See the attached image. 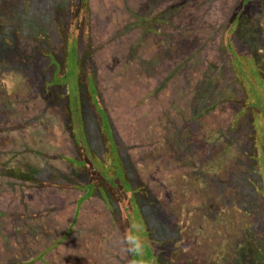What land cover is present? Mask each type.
I'll return each mask as SVG.
<instances>
[{"label": "rangeland", "instance_id": "rangeland-1", "mask_svg": "<svg viewBox=\"0 0 264 264\" xmlns=\"http://www.w3.org/2000/svg\"><path fill=\"white\" fill-rule=\"evenodd\" d=\"M147 1L159 4L153 10L158 13L180 0ZM188 1L167 14L161 35L148 30L145 42L134 46V20L128 17L137 0H123V10L121 0H0V264H133L130 208L116 191L107 198L96 185L86 186V173L70 160L78 151L66 131L63 89L48 84L47 60L30 56L37 47L26 43L46 35L58 57L63 30H83L84 12L95 48L89 46V59L126 170V201L147 222L149 240L163 235L164 263L264 264V217L255 218L260 213L252 195L258 175L252 173V154L240 149L247 125L233 120L238 107L225 94L216 99L217 90L234 79L228 64L221 75L217 67L224 64L223 35L237 0ZM137 11L145 15L143 7ZM243 12L238 24L255 22L264 36V5ZM127 51L129 58L123 56ZM88 56L82 54L79 63ZM73 124L83 144L80 122ZM185 124L193 132L175 150V129L184 132ZM165 126L172 130L167 137ZM235 130L234 144L221 135L209 149L217 135ZM91 137L96 151L99 139ZM79 151L89 174L92 168L101 174L88 152ZM191 243L197 252L179 254Z\"/></svg>", "mask_w": 264, "mask_h": 264}, {"label": "trees", "instance_id": "trees-1", "mask_svg": "<svg viewBox=\"0 0 264 264\" xmlns=\"http://www.w3.org/2000/svg\"><path fill=\"white\" fill-rule=\"evenodd\" d=\"M154 1L158 2L159 0ZM188 2V0H180L163 9L161 8L160 12L158 13H153L156 9L160 8L159 4L158 7L156 6L154 8L153 5L150 3L148 4L147 0H137L135 4L137 10L138 7H143V10H145V15H141L137 10H132L129 12L130 15L128 18H132L134 20V23L130 26L133 30H135L133 45L137 46L138 44L145 42L143 39L147 35L146 33L148 30L161 35L162 32H160V29H162L164 24L167 25V22H165L167 14L170 15L181 10L182 6L186 5ZM122 3L123 0H121V7L123 10ZM261 5H264V0L236 1L230 21L226 25L225 33L223 35V45L224 51L226 53L225 59L223 60L224 64L217 67L221 75V71L223 69H227L225 65L228 64L230 70L233 73L234 79L233 82H229V86L227 84L226 86L221 87V90L218 89L220 92L218 90L216 92L217 100L222 101L221 99H218V96H221L220 93L222 92L225 94L226 100L228 102L238 107L236 111L233 112V120H235V122L241 120L247 125L246 129L248 132L246 133L244 140L247 143L245 147H241L240 149L242 150L241 154L244 156H249L252 154V167L254 168L252 173L258 175L257 185L255 184L254 186L256 189H254V193H252V195L257 198H255L256 203L254 206L259 210L260 213V215L258 214L257 217L255 215V218L257 219L258 217L259 219L264 217V150L261 151L259 149L260 144L258 143H261L262 138H264V36L257 23L247 21V19H245L242 24H238L237 21L243 11V13H245L249 10L256 9ZM82 16V19L84 18V20L81 21V23H83V30L78 29L79 32L76 30V33L74 32V34L71 33L70 29L68 31L66 28L63 30L65 36L63 39V54L61 53V49L58 52V57L57 54H52V50L49 49V47L53 44V40L49 39L46 35H43L39 38L37 37L35 39L33 38L26 41V43L37 47L34 48L36 50L34 53H30V56H41L42 59L45 57L47 60L45 68L50 70L48 84L55 85L56 87L63 89L60 99L66 107H63V109H65V113L67 114L66 131L70 135L74 146L78 151L77 156L70 160L73 164L82 168L86 173L89 181L87 182L86 186L93 187L96 185L98 190L101 191L104 196L111 195V190H114L118 194L117 197L121 199L125 209L129 211L130 208L128 217L131 218L130 221L131 224H133L132 227L134 233L133 243H131L132 263L149 264L147 261L151 257L152 262L156 261V264H165V257L163 255L167 256V253L162 252V250L166 249L163 241L161 240V236L163 237V235L158 233L157 238H155L154 241L149 240L147 236V232L149 231L145 227L147 222H143L142 215L140 211H138L139 209H136L137 213L135 210H133L134 208L132 201H126V196H128L130 193L129 184L123 177V174L126 170L123 167L120 156H118V151L115 144V132L112 130L113 126L107 115V110L101 99L100 92L97 87L98 85L95 80L96 77L94 75V69L96 70L97 67L92 63L93 58L89 59V57L91 58L92 55L88 53V49L89 46L93 47L92 42H90L91 28L89 29L88 24L89 14L88 12H84ZM21 20L24 22L23 24L29 23L28 19L24 21L23 15H21ZM145 21H147V27L151 25L150 27H152V29H148L147 27L145 28ZM149 21L150 23H153L150 24ZM158 23L160 24L157 25ZM234 33H239L240 35L235 37L233 35ZM163 37L164 41L165 39L167 40L169 38L168 34H165ZM190 45H195V43L191 42ZM1 52L5 51L1 50ZM82 54H87V56L89 54L86 64L79 63V59ZM123 56H128L129 58L130 51H127L126 55L124 54ZM111 61L115 62V57H112ZM67 63H70L71 68L68 67ZM47 70H44V72H47ZM219 73L216 71L215 77L219 76ZM36 77H39V75ZM215 77H212V81L216 80ZM71 81H74L75 85L71 84ZM243 81H245L246 86H244L242 83ZM46 84L47 82L45 85ZM234 86H237L240 89H230L235 88ZM250 87L255 89H250ZM224 91H226V93H224ZM210 92L214 93L213 89H206L207 94ZM75 119L76 121H74ZM74 122L77 125L80 122L79 130H81V134H83V144L77 142L79 140L76 139V126L73 124ZM172 126L175 129V126ZM165 127L167 129V133H165L164 136L167 137V135L171 133L172 130H169V127L167 126ZM184 130V132L181 131V134L180 130L175 129V139H177V142L179 143L178 148L175 150L185 147L187 138H189L190 134L193 132L191 124H189V126L185 124ZM93 133L99 139L100 143L98 144L96 151H93L89 145L91 143V138H93L91 137ZM235 134L237 135L236 130L233 133L222 132L220 135H217L214 138L215 144H213L211 147L209 146V149L214 148L217 143H220L219 139L221 135L225 138L226 144L231 146V144H234L235 142ZM89 137L91 138L89 139ZM80 147L84 148V150L88 152L87 155H89L90 159L101 168V174H98L99 172L92 173V171L96 170L94 168H92L89 174L85 167H88L89 169H91V167L88 165V163L85 164L86 166L84 165L85 162L83 161L84 158L82 156L83 152L79 151L81 149ZM101 147L102 149H105V153H100L99 151V153L102 155L97 153L98 149ZM225 148V146L222 148L223 157L228 154V152H226L227 149ZM217 149L219 150L218 146ZM248 150H251V152ZM259 160L262 162L259 163ZM47 185L51 186L50 183ZM64 186H66V184H64ZM121 211L122 210L117 207V212L121 213ZM135 213L138 215L135 216ZM152 246L156 248V250H154L155 255L153 256L150 252ZM183 247L185 251H181L182 249H180L179 254L185 255V252H192L194 254L196 251L194 249V243L183 244ZM160 255L161 257H164L162 259L163 262L160 261ZM174 259H176V257Z\"/></svg>", "mask_w": 264, "mask_h": 264}]
</instances>
